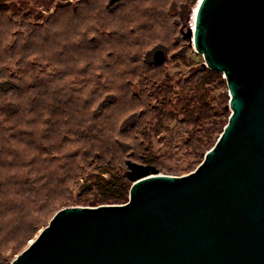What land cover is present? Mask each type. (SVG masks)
I'll use <instances>...</instances> for the list:
<instances>
[{"label":"water","instance_id":"water-1","mask_svg":"<svg viewBox=\"0 0 264 264\" xmlns=\"http://www.w3.org/2000/svg\"><path fill=\"white\" fill-rule=\"evenodd\" d=\"M194 25L184 37L231 108L199 164L171 175L127 159L126 202L58 209L9 264H264V0H197Z\"/></svg>","mask_w":264,"mask_h":264},{"label":"rangeland","instance_id":"rangeland-1","mask_svg":"<svg viewBox=\"0 0 264 264\" xmlns=\"http://www.w3.org/2000/svg\"><path fill=\"white\" fill-rule=\"evenodd\" d=\"M194 6L192 0H120L114 4L108 0H0L1 33L20 31L14 40H22V35L27 34L29 28H45L53 32L51 36H60L58 44L43 43L53 39L40 40V37L39 44L47 47V53L38 59L40 62L35 61L36 68L42 67L46 78L52 79L54 74H58L60 92H49L46 87L49 91L35 95L33 101L32 97L30 101L27 96L17 97L19 104L30 103L31 107L37 108L40 99L43 115L37 113V109L29 112L26 118H20L18 114L8 115L0 131V148H15V153L21 149L28 153V157L39 155L29 139L36 140L38 134L33 135V130L38 131L37 128L48 125L54 118L62 130H69L73 139L78 138L75 144L82 146L92 139L89 130L102 126L108 133L118 128L120 121L133 112L144 110L146 114L143 117H149L148 139L153 147L154 165L161 173L171 175L192 171L216 140L222 125H215L210 141L202 139L204 127L211 124L210 121L223 107L227 113L231 111L227 82L221 73L223 79L213 80L207 85L203 106L211 116L191 119L186 114L183 97L188 90L183 86V80L204 62L192 39L184 37L193 24ZM156 48L165 53L166 59L160 65L153 61ZM8 62L9 69L16 72L13 60ZM79 79L83 81L78 83ZM161 80L162 88L156 90V97L146 96L147 88L150 90ZM33 94L36 91L31 96ZM8 96L11 104L16 103L13 93ZM162 97H165L163 106L166 112L160 121L158 114L154 115L152 109L142 104H154ZM155 123L158 129L157 125L154 129ZM122 128L120 136L123 139L133 145L139 143V135H134L126 125ZM82 129L86 135L80 137ZM11 132L15 136H9ZM202 140L204 150L195 151L193 146L202 144ZM70 144L66 142V145ZM10 155L7 153L6 156ZM124 158V153H121L120 171L127 169ZM85 164L82 176L98 173L97 165ZM81 183L82 178L68 184L67 193L72 197L70 205H75L76 199L83 200L97 194L94 185L83 187ZM18 253L13 254L9 250L8 257Z\"/></svg>","mask_w":264,"mask_h":264},{"label":"trees","instance_id":"trees-1","mask_svg":"<svg viewBox=\"0 0 264 264\" xmlns=\"http://www.w3.org/2000/svg\"><path fill=\"white\" fill-rule=\"evenodd\" d=\"M119 1L108 0V3L114 4ZM196 2L197 0H192L193 6ZM44 29L29 28L28 33L22 35L24 36L22 40H14L20 31L0 32V131L10 114H18L20 118H26L29 116V112L37 109V113L41 115L43 109L40 99L37 108V106L31 107L30 103L19 104L16 100L17 97L27 96L28 101L32 97L31 101H33L37 94L49 90V92H60V86L57 85L58 74H54L52 79H48L45 77L42 67L36 68L35 61L40 62L38 59L44 58L47 53V47L39 44V38L41 37L40 40L53 39L43 43L58 44L57 41L60 42V36H51L53 32ZM34 46L37 49H34ZM52 47L53 45L50 44V48ZM40 50L41 52H39ZM9 60H13L16 72L9 69ZM154 63L162 64L155 61ZM6 71H8L7 74H5ZM221 73L201 63L192 70L189 77L183 80V84L185 81L183 86L188 90L186 96L184 94L183 100L189 118L211 116L203 106L208 92L207 85L213 80L223 79ZM82 81L79 79L78 83ZM162 83L163 80L155 84L156 86L153 85L154 87L150 90L147 88L146 96H155L156 90L162 88ZM41 87H44V90H40ZM46 87L49 90H46ZM81 88L83 89V87ZM33 91H36V94L31 96ZM12 93L13 100L16 102L14 104H11L8 96ZM164 100L165 97H162L158 98L154 104L149 105L148 102H144L142 105L152 109L154 115L158 114L157 117L161 121L166 112L163 106ZM226 111V108L223 107L218 116L210 121L211 124L204 127V138L202 139L210 141L215 131V125L224 126L229 116ZM139 112L141 113L138 116H131ZM139 112H133L121 120L120 126L108 133L104 132L105 129L102 126L89 130L92 139L82 146L76 145L75 142L78 138L73 139L69 130H62L57 119L54 118L48 122V125L37 128L38 131L33 130V135L38 134L35 137L36 140L29 139L33 148L39 151V155L28 157V153L22 152L21 149L15 153L13 152L15 148L12 150L8 147L0 148V264H9L13 259V257H8L9 250L13 254L20 252L23 245L48 223L58 209L70 205L72 197L67 192L68 184L71 181H79L82 178L81 185L83 187L94 185L98 190L97 194L91 197L73 200L75 205L79 203L116 204L127 201L131 180L126 175L127 169L120 171L121 153L125 155L123 162L126 167L127 159L144 164H155L152 143L148 139L149 117H143V114H146L144 110ZM123 125L132 130L134 135L137 134L141 137L139 143L133 145L129 140L120 136L123 133ZM156 125L157 123H155L154 129ZM80 131V137L86 135L84 129ZM12 135L15 136V133L9 134V136ZM204 140H202V144L193 146L195 151L202 152L204 150ZM66 142H71V144L66 145ZM4 152L12 155L6 156V153L4 156ZM86 162H88V166H92V163L97 165L98 173H87L82 176L81 170L86 167Z\"/></svg>","mask_w":264,"mask_h":264},{"label":"bare ground","instance_id":"bare-ground-1","mask_svg":"<svg viewBox=\"0 0 264 264\" xmlns=\"http://www.w3.org/2000/svg\"><path fill=\"white\" fill-rule=\"evenodd\" d=\"M196 6H197V2H196V4H195V6H194V8H193V12H192V22H193V24H192V30H193V28H195V25H194V16H195V10H196Z\"/></svg>","mask_w":264,"mask_h":264}]
</instances>
